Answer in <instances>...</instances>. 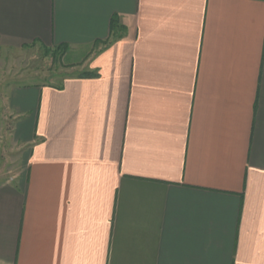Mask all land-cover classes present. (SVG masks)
<instances>
[{
    "label": "crops",
    "instance_id": "1",
    "mask_svg": "<svg viewBox=\"0 0 264 264\" xmlns=\"http://www.w3.org/2000/svg\"><path fill=\"white\" fill-rule=\"evenodd\" d=\"M34 44L78 72L3 93L0 264H264V0H0Z\"/></svg>",
    "mask_w": 264,
    "mask_h": 264
},
{
    "label": "rangeland",
    "instance_id": "2",
    "mask_svg": "<svg viewBox=\"0 0 264 264\" xmlns=\"http://www.w3.org/2000/svg\"><path fill=\"white\" fill-rule=\"evenodd\" d=\"M67 48H44L37 44L19 50L0 48V101L5 89L11 85L58 83L69 73L78 72L65 56ZM9 123L5 127H9ZM8 131V130H6ZM20 150L13 148L7 137L0 134V183L8 180L19 167Z\"/></svg>",
    "mask_w": 264,
    "mask_h": 264
},
{
    "label": "trees",
    "instance_id": "3",
    "mask_svg": "<svg viewBox=\"0 0 264 264\" xmlns=\"http://www.w3.org/2000/svg\"><path fill=\"white\" fill-rule=\"evenodd\" d=\"M113 25H114V24H111V29L114 27ZM61 47H62V48H66V47H64V46H61Z\"/></svg>",
    "mask_w": 264,
    "mask_h": 264
}]
</instances>
